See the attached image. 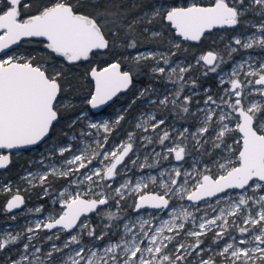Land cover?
<instances>
[{
    "label": "snow or ice",
    "instance_id": "1",
    "mask_svg": "<svg viewBox=\"0 0 264 264\" xmlns=\"http://www.w3.org/2000/svg\"><path fill=\"white\" fill-rule=\"evenodd\" d=\"M148 5L150 10L129 20V9L123 6V0L0 2V169L11 163V150L46 143L54 123L59 122L61 110L70 111L75 107L65 94L71 87L66 88L70 66L90 64L92 58H99L85 73V78L90 77L94 83L86 102L92 109H97L132 84L133 72L122 70L121 56L137 70L153 61L150 72L177 87L175 91L161 93L162 99L149 103L165 108L170 103L174 110L189 113L193 96L197 94L194 91L196 81L192 80L189 85L184 74L193 65L189 63L184 67L176 63L172 66L173 57L183 44L200 42L205 33L214 28L234 29L248 11L258 9L257 14L264 16V0H208L206 4L197 0H180L179 3L176 0H142L141 4L133 3L132 10ZM141 25H144L142 29ZM253 27L255 33L244 38L233 36L231 43L225 46L229 60L238 51L232 44L245 50L264 49V21ZM166 37H170L166 51L138 50L147 43L162 44ZM23 43L34 46L22 47ZM113 56L117 58L112 62L105 59ZM250 59L233 62L229 73L221 69L228 61L218 52L209 50L196 57L195 63L202 67L205 77L216 73L220 85L228 86L224 87L219 102L208 94L209 89H204V107H198L197 113H192L193 116L202 113L195 132L185 127L173 136L177 129L174 126L162 128L166 125L164 119H157L154 114L147 119L141 117L135 127L147 132L148 122L153 121L150 127L157 134L155 140L152 136L141 137L147 141L144 146L159 144L162 148L160 152L153 148V163H148L147 155L143 163L139 162L138 156L131 159L129 154L134 150L135 140L132 132L128 133L127 140L111 150L105 148L108 140L105 135L104 143L96 141L104 150H91V155L87 144L82 149H76L72 144L49 147L50 156L58 152L64 157L62 166L51 164L47 166L48 171L28 172L22 179L32 187L37 186L33 183L37 179L43 187L49 176L70 182L57 196L51 197L54 205L59 204V209L53 208L43 220L38 219L34 226H27L25 232L56 230L45 237L48 241L60 240L61 234L66 233L68 239L63 247L53 243L47 253L52 258L54 253L77 245L62 264H189L188 257L193 254L200 258L193 264H216L215 256L222 257L224 264H264V194H259L264 192V99L255 98H264V61L253 67ZM245 65L247 71H244ZM241 73L246 79H239ZM187 87L193 90V95H182ZM149 91L155 90H141L140 96ZM124 119V115H118L114 121L93 122L81 112L68 127L71 129L78 122L87 120V127L96 130L98 136L101 131L111 133ZM81 135L91 136L92 133L82 131ZM189 139L195 141L191 147ZM208 144L213 151L205 147ZM65 153L71 155L65 157ZM204 156L216 158L202 161L200 157ZM126 157L133 168L138 165V170L157 169L164 161L171 166L159 168L158 175L149 173L133 181L128 176L132 169L128 168ZM188 158H192V163L185 167ZM173 160L175 164H172ZM40 163H44L43 157ZM201 163L203 168L198 167ZM73 176L76 178L70 179ZM118 177L121 178L118 186L109 183L116 182ZM2 190L10 192L11 189L5 186ZM43 191L42 199L49 195L50 184L43 187ZM213 197L217 206H225L209 217L208 209L215 212L216 207L206 198ZM185 200L195 212L204 214L197 218L188 207L178 205V201ZM113 202L121 211H125L127 204L136 214L135 218L105 211L104 208H111ZM199 202L206 207L201 208ZM24 203V198L17 192L7 201L5 212H12ZM29 211L39 214L44 211V206ZM89 213L101 216L109 223L100 229L91 223ZM161 214L169 219H164ZM157 219L159 225L152 230V222ZM238 219L240 223H237ZM113 220H123V234L119 240H109L101 248L96 242L116 234L111 231L118 227L111 223ZM189 220L191 228L186 227L185 222ZM137 225L140 231L134 233L133 228ZM146 225L149 230H145ZM233 227L239 238L229 231ZM217 228L219 231H215L212 243L219 246L225 241L223 247L204 259L202 254L211 249L202 247L201 237ZM165 231L174 234L165 235ZM181 232L195 238V242L174 245L173 252L169 244ZM22 235L23 232L16 235L5 232L0 237V251L16 244ZM129 235L131 238L125 239ZM85 236L90 243H82ZM35 238L34 235L27 236L28 243L23 245L25 252ZM40 250L36 247V252ZM27 259L22 255L12 264H22Z\"/></svg>",
    "mask_w": 264,
    "mask_h": 264
},
{
    "label": "rangeland",
    "instance_id": "2",
    "mask_svg": "<svg viewBox=\"0 0 264 264\" xmlns=\"http://www.w3.org/2000/svg\"><path fill=\"white\" fill-rule=\"evenodd\" d=\"M205 0H197L198 3H202ZM208 1V0H207ZM180 2V1H179ZM178 2V3H179ZM186 2H190V0H186ZM150 10V8L148 9ZM258 9H254L251 11L246 12L241 18H240V23L233 29V28H217L220 29L218 30L217 33H214L213 35L216 36L218 39H222V43L220 44L219 49H214L215 52H218L221 54V56L224 58L225 61H228L229 58L226 53V48L225 46L231 43V38L233 36H241V38H244L246 36H250L253 33L256 32V28L253 27V25H259L262 21H264V16H260L257 14ZM231 30L230 33L228 31ZM259 35V33H257ZM232 47H237L238 51L235 53V57L231 60L229 65L227 67L221 68L223 72H229L231 71L233 62H239L242 59L243 60H248L250 59V62L252 63L253 67H257L259 62L264 61V49H261L259 47H254L252 49H240L238 46L235 44H232ZM147 50H159L163 51L158 48H144L139 51H147ZM202 53V52H201ZM201 53L199 55H201ZM133 55H135V52H133ZM198 55V56H199ZM192 59V63H195L196 57ZM152 63H154L152 61ZM176 63L181 64L184 67L188 66V62H185L184 60L177 58L173 59V64L172 66L174 67ZM153 65V64H152ZM152 65L148 68V72H150V68ZM161 66H164L161 64ZM248 70V66L245 65L244 71ZM218 72H220V69H218ZM221 72V75L223 74ZM212 77L215 78V86L209 87L206 85H203L202 87H199L196 82V87L194 91L197 93L195 96H193V100L190 107V112L189 113H179L173 110H170V112L167 113H162L160 115H157V110L154 105H151L149 103L150 100H157V99H162L163 96L160 95L161 93H166V91H175L177 85H174L172 83H167L163 85V88H155L154 90V95H151L147 100H146V105L140 107V100L138 102V106L136 107V111L133 112V114L126 118L125 120V127L124 129H119L118 126L109 134L104 133L101 131L99 135H96V130L94 129H89L87 127V120L85 121H80L78 122L75 126H73L71 129L68 127L69 123L75 119L79 113L84 112L87 114L88 120H92L93 122H101L104 120H109V121H114L116 116L122 115V110H121V104H114L111 109H108L106 111H103L101 113L94 114L89 109H84L81 110L79 113H77L74 116H67L64 119L61 120V122H64V128L62 131H65L64 129L68 128L69 131H65L63 135L59 138H54L48 137L46 143H41L38 147L34 146L28 149H24V155L27 156L26 159V164L21 168V174L18 178L16 179H7L4 180L3 178L0 179V185L2 188L5 186L10 187V193L8 194L6 200L12 196L15 192H20L23 194L22 190H28L29 194H27L26 199H24L25 203L22 205L20 208L13 210L10 212L9 217L10 219L4 223L3 225L0 226V237L3 236L5 232H11L12 235H16L19 232H23L24 235L20 237V239L17 241L16 244L9 245L6 247L3 251H0V264H12V261L19 260L22 255L27 256L28 259L26 261H22V264H62V262L71 254V249H75L77 245H71L70 248L64 249L62 253H54L52 258H49L47 256L48 251L51 250L52 244L55 243L59 247H63V243L65 240L68 239V236L66 233L61 234V239L60 240H55L53 239L52 241H48L45 239L48 235H52L56 230H52V232L48 231H42V232H37V233H27L25 232V228L27 226H34V223L36 220H43L50 212H52L53 208H56L57 210L59 209V204H53L52 198L54 196H57L59 194V191L67 187L69 185L70 180L69 179H63V182L57 186L56 188H51L54 186V183L57 181L56 177L51 176L50 177V182L47 185H44V187H48L50 184V192L48 196H45L43 199L41 198L44 195V191L42 189L41 193L37 195V192L39 188H34L31 185L27 183L26 180L22 179L28 172H45L48 171V165L55 164L57 167L62 166V161L64 157H61L58 152L51 155L49 153V147L56 145V146H66L68 144H72L75 146L76 149H82L84 148L85 144L89 146V155H91V150L99 151L102 152L104 149L98 147L96 141H99L100 143H104V136L107 135L108 140L107 143L105 144V148L111 150L115 146L119 145L122 141L127 140V136L129 132H132L135 134V140H134V150L129 154L131 159H136L137 156L139 157V162L143 163L144 162V157L147 155L148 156V163H153V148H155V151L160 152L162 151V148L159 144H153L145 147L144 145L147 144V141H144L141 139V137L144 136H152L154 140L157 138V134L152 132V129L150 127L151 123L153 121L148 122V131L145 132L142 128L137 129L135 127L136 123H138L143 117L144 119H147L149 115L154 114L157 119H164L166 121V125L161 126L162 128L166 126H174L175 129H177L176 133H173V136L178 135L179 131H182L185 127H188L190 131L195 132L196 128L200 126L199 124V119L202 116V113H198L196 116H193L192 113H197L198 107L203 108L204 107V99L205 97V92L204 89L207 88L209 89V95H212L215 99H217V102H219V96L223 93L224 87H227L228 85L221 86L219 83V76L216 73H212ZM160 79L162 82L166 81V78L164 77H159V76H154V79ZM239 79L244 80L246 79L243 74L241 73ZM185 81L189 83L192 81L191 76H185ZM170 90V88H172ZM150 87L148 86V89ZM141 90H144L140 86H136V92L132 95L133 98H131L129 101H132L136 99L137 97H140V92ZM202 95V96H197V95ZM182 95H193V90L190 87L185 88V91L182 93ZM227 99V97H225ZM256 99H264L259 96L255 97ZM197 101L199 104H197ZM170 104V103H169ZM163 107V106H162ZM169 109V105L167 106ZM126 109V106L123 108ZM183 114L187 115L185 118ZM176 118H182L181 121H176ZM185 120V121H184ZM85 133H92L91 136L88 135H81V132ZM60 132V129L58 127L55 129L54 133L58 134ZM159 132V130H158ZM238 135V134H236ZM75 137V139H71L72 137ZM166 143H168L166 141ZM195 141H192L189 139L188 145L191 147L192 144H194ZM228 143H232V140H228ZM206 148H208L209 151H213L211 148V144L205 145ZM26 150V151H25ZM17 152L23 151V150H14ZM217 155H219V150H216ZM76 154H79L77 152ZM71 153H65V157L70 156ZM196 154L193 153V156ZM44 158V163L41 164L40 161ZM216 157L213 156L211 158L204 156L200 157L202 161H208L209 159H215ZM102 159V157H101ZM126 163L128 165L129 169H132L131 171L128 172V176L135 181L136 177L144 175L147 176L149 173L153 175H158L159 168L163 167H170L171 165L167 162L164 161L162 162L157 169H144V170H138V165L136 168H133L131 161L126 157ZM176 162L173 160L172 164H175ZM192 163V158H188V165H185V167H188ZM96 166L98 167L99 164L97 163ZM198 167L203 168V163L199 164ZM214 170V169H213ZM83 171V170H81ZM76 177L73 176L70 179H75ZM121 178L118 177L116 182L109 181V183H114V186H118V182ZM34 184L39 185V180L33 181ZM74 188V186H73ZM30 192H32L30 194ZM35 193V194H34ZM259 194H264V192L259 193ZM24 195V194H23ZM223 195V194H220ZM209 203H211L214 207H216V211H212L211 208L208 209V215L209 217L215 216L218 214L219 207L225 206V205H216V198H206ZM5 200V202H6ZM129 204L131 201L128 202ZM178 205H183L185 207H188L189 211H193L194 214L197 216V218L201 215H203V212H195L193 208L190 207V202L188 201H178ZM201 208L206 207V205L203 202H199ZM43 205L44 206V211L42 213H35L34 211H29V209H35L36 207ZM103 207V206H102ZM128 207L126 204L124 206ZM109 208H104L105 211H107ZM111 209L113 210H118L114 206V202L112 204ZM135 213H128L126 216H129L130 218L134 219L135 218ZM164 219H169L167 215L161 214ZM15 216L16 219H12V217ZM90 218V221L93 225H98L100 226V229H102L104 224L109 223V221L104 220L101 216H97L94 213H91L88 215ZM231 219V218H229ZM241 221L238 219L237 223H240ZM113 225H117L118 227H113L112 232L116 233L115 235H111L106 238L103 242H96L100 245L102 248L104 244L108 243L109 240L111 241H117L119 240L120 235L123 234V220L121 221H111ZM186 227L191 228L192 227V222L191 220L185 222ZM159 225V219L154 220L152 222V230H154L157 226ZM100 229L97 231V235H99ZM145 230H149L148 226H145ZM140 231L139 225L133 228L134 233H138ZM215 231H219V229H215L213 232L208 233L206 236L201 237L203 240V245L202 247L205 249H211V251L203 253V258L207 259L209 255H214L216 252L220 250V248L223 247V243L225 241H221L220 245H214L212 243L213 236L215 235ZM229 231L232 232V235L238 237V232L235 230V228H230ZM165 235H173L174 233H169L165 231ZM28 235H34L36 238L33 239L30 243V246L27 250V252L24 251L23 245L25 243H28L27 236ZM131 235L125 237V239H130ZM239 238V237H238ZM227 240V238H225ZM183 242L185 245H189L195 242V238L193 237H187L181 232L179 236L176 237V239L173 241L172 244H169V249H171L173 252L175 251L174 245H177L179 243ZM82 243H90L89 239L85 236L83 238ZM146 243V241H145ZM240 247H244L243 245H238ZM36 247H39L41 250L40 252H36ZM99 251V249H97ZM191 251V249H189ZM200 258L195 256L194 254L188 257L189 264H193V262H197ZM216 264H224L223 258L220 256H215Z\"/></svg>",
    "mask_w": 264,
    "mask_h": 264
},
{
    "label": "trees",
    "instance_id": "3",
    "mask_svg": "<svg viewBox=\"0 0 264 264\" xmlns=\"http://www.w3.org/2000/svg\"><path fill=\"white\" fill-rule=\"evenodd\" d=\"M179 1L180 0H176L177 3ZM0 2H2V0H0ZM117 2H120V0H117ZM133 3L141 4L142 0H123V6L127 9H129V17H128L129 20H131L137 16L142 15V13L145 10H148L149 8H151V6L148 5L147 7H139V8H136L135 10H132ZM202 3L206 4V3H208V1L205 0ZM89 11H91V10H89ZM140 27L142 29L144 27V25H141ZM149 27H151V26H149ZM218 30H220V29H213L212 31L205 33L204 37H202V40L200 42H186V43H184L183 47L180 49L177 56L173 57V59L180 58L184 61L190 62L193 65L192 69L189 72L185 73L184 75L185 76H191V79L195 80L199 87H202L203 85L213 87V86H215L216 81H215V78L212 77V75H213L212 73H209V75L207 77H205L202 74V67L197 66L196 63H192V59H194V57L197 54H199L205 50L219 49L220 44L222 43V39H218L216 36L213 35L214 33H217ZM230 32H231V30L228 31V33H230ZM173 35H174V33H173ZM169 40H170V37H166L162 44L147 43V44L143 45L141 48H139L138 50H141L144 48H158V49H161L163 51H166L168 49ZM32 46H34V45L27 44V43L22 44V47H32ZM118 51H120V50H118ZM133 52H135V51H133ZM133 52H132V54H133ZM235 56L236 55L234 53L233 58ZM116 58L117 57L113 56L111 58L106 57L105 59L107 60V62H110ZM98 59L99 58L94 57L91 59L90 64L89 63H80L78 65L69 67V69L67 71L68 79H67L66 88L68 85H71V87L68 89V91L65 94L71 98V103L73 105H75V107L70 111L61 110L59 122L54 123V127L51 129L49 137L54 136V138H59L63 135V133H65V131H69L68 128L64 129L65 131H62L64 128V124H63L64 122H61V120L67 116L71 117V116L76 115L77 113H79V111L81 109H83L87 106L86 100L88 98V93L92 90V82L90 80V77L85 78V73L88 71L90 66H94L97 64ZM120 60H121L122 68L133 72V80H132L131 86L123 94L119 95V102L122 103L123 105L128 104L127 109L125 111H122L123 115L125 116V119H126L132 115V113H131L132 106L135 105V103L138 100V97H137L136 99L129 101L131 98H133L132 95L136 92V86H140L141 84H147L149 82H155V83H160L159 85H165L168 82L167 81L162 82L158 78L154 79V76L156 74L148 72V68L153 64L152 61H148L145 66H142V67H140L139 70H137V67L134 64L125 61L123 56L120 57ZM230 62H231V60H228L227 63L221 65V68L227 67ZM101 65H103V64H101ZM168 105L170 108H173V106L171 104H168ZM167 110H168V108H167ZM177 110H179V109H177ZM57 127H58V129H60V132L58 134L54 133V131ZM122 128H124V127H122ZM22 152L24 153V150L20 151V152L11 151V153H10L11 163L6 168L0 170V179L3 178L4 180H7V179L11 180V179H16L20 176L21 170H22L21 168L26 164V159H27V156L24 155ZM50 177L51 176H49L48 182L45 185H47L51 181ZM62 182H63V178L57 179V181L54 183V186H52L51 188H56ZM43 187H41L39 185L34 187V188H39L37 195H39L41 193ZM2 189L3 188L0 185V226L3 225L4 223H6L10 219V217H9L10 212H5V200L11 191L10 192H4ZM22 192L24 194L23 195L24 199H26V196H27V194H29V191L28 190H22ZM31 193L32 192H30V194ZM109 210L116 212L117 215H120V216H126L128 213H131V209L129 207H125V211H121L120 209L113 210L111 208H109L107 211H109ZM104 220H106V219H104ZM114 221H121V220H113V222Z\"/></svg>",
    "mask_w": 264,
    "mask_h": 264
},
{
    "label": "flooded vegetation",
    "instance_id": "4",
    "mask_svg": "<svg viewBox=\"0 0 264 264\" xmlns=\"http://www.w3.org/2000/svg\"><path fill=\"white\" fill-rule=\"evenodd\" d=\"M206 51V50H205ZM205 51H203L202 53H204ZM201 53V54H202ZM200 54V53H199ZM199 54H197L196 56H198ZM177 59V58H176ZM185 62H187V61H185ZM190 62H188V64H189ZM102 66V65H101ZM160 83H155V82H149V83H147V84H141L140 85V87H142L143 89H148V86L150 87L149 89H155V88H163L164 86L163 85H159ZM92 88H93V84H92ZM173 89V87L172 88H170V90H172ZM125 92V91H124ZM123 92V93H124ZM123 93H121V94H123ZM121 94H119V95H121ZM119 95L114 99V101L111 103V104H109L108 106H106L105 108H103V109H101L100 111H98V112H92V113H94V114H97V113H101V112H103V111H106V110H108V109H111L112 108V106L114 105V104H121V110L123 111V108L126 106V109H127V107H128V104H126V105H123L122 103H120L119 102ZM151 95H154V92L153 91H149V92H147V94L145 95V96H143V97H138V100H137V102L135 103V105H133L132 106V109H131V113L133 114V112L134 111H136V107L138 106V102H139V100H140V107H142V106H145V104H146V100L151 96ZM197 96H202V95H197ZM146 105H148V104H146ZM151 105H154L155 106V108H156V110H157V115H160V114H162V113H167V112H170V110H173V111H176V112H179V113H182V112H180L179 110H177V109H173V108H170L169 107V109L167 110V108H165V107H162V106H160V105H157V104H151ZM88 108V104H87V106L85 107V108H83V109H81V110H84V109H87ZM89 109V108H88ZM126 109H124V111L126 110ZM80 110V111H81ZM79 111V112H80ZM90 111V110H89ZM122 115H123V112H122ZM183 116L186 118L187 117V115H185V114H183ZM181 119L182 118H176L175 117V120L176 121H181ZM125 120L126 119H124L121 123H120V125L118 126V128L119 129H124V128H122V127H125L126 125H125ZM185 121V120H184Z\"/></svg>",
    "mask_w": 264,
    "mask_h": 264
},
{
    "label": "water",
    "instance_id": "5",
    "mask_svg": "<svg viewBox=\"0 0 264 264\" xmlns=\"http://www.w3.org/2000/svg\"><path fill=\"white\" fill-rule=\"evenodd\" d=\"M214 29H217V28H214ZM213 30V29H212ZM211 30V31H212ZM207 33V32H206ZM13 48L15 47V46H12ZM209 50H211V49H208V50H206V51H209ZM205 51V52H206ZM212 51H214V50H212ZM110 62H112V61H110ZM103 66V65H102ZM122 70H124V71H129V70H126V69H124V68H122ZM92 84H93V88H94V83L92 82ZM131 86V85H130ZM129 86V87H130ZM92 88V89H93ZM127 90V89H126ZM126 90H122L120 93H118L117 94V96L119 95V94H121V93H123L124 91H126ZM117 96H115V97H113V99L111 100V101H109L107 104H105V105H101L100 107H98L97 109H92L89 105H88V108H89V110L91 111V112H98V111H100L101 109H103V108H105L106 106H108L109 104H111L113 101H114V99L117 97ZM31 147H34V146H29L28 148H31ZM28 148H22V149H13V150H11V151H14V150H24V149H28ZM5 151H7V150H5ZM1 170V169H0ZM15 194H17V192H15L13 195H15ZM19 194H21L22 195V197L24 198V196H23V194L22 193H20L19 192ZM11 198V196L6 200V202H5V205H6V203H7V201L9 200ZM214 198V197H213ZM15 210V209H14ZM13 211V210H12ZM89 214H91V213H89ZM89 214H87V215H89Z\"/></svg>",
    "mask_w": 264,
    "mask_h": 264
}]
</instances>
